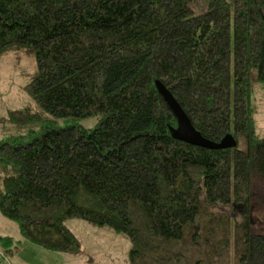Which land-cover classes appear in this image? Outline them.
<instances>
[{
  "label": "trees",
  "instance_id": "obj_1",
  "mask_svg": "<svg viewBox=\"0 0 264 264\" xmlns=\"http://www.w3.org/2000/svg\"><path fill=\"white\" fill-rule=\"evenodd\" d=\"M19 52L33 105L0 119V213L23 239L77 256L80 220L127 238L128 264H264V0H0V59ZM157 81L205 139L237 147L175 140Z\"/></svg>",
  "mask_w": 264,
  "mask_h": 264
},
{
  "label": "rangeland",
  "instance_id": "obj_2",
  "mask_svg": "<svg viewBox=\"0 0 264 264\" xmlns=\"http://www.w3.org/2000/svg\"><path fill=\"white\" fill-rule=\"evenodd\" d=\"M195 14L205 10V4L199 2L191 5ZM36 72L35 60L26 53H10L0 59V119L7 117L9 111L21 110L33 105L24 88ZM255 110V128L258 137H264V84H255L252 95ZM61 123V127H65ZM81 128L92 129L95 119L78 122ZM0 140L6 136L2 134ZM239 149L245 151L246 144L240 140ZM253 200V219L256 226L262 218L264 206V184L255 182ZM262 205V206H261ZM67 228L79 239L82 253L77 256L48 252L22 238L19 227L5 219L0 213V236L11 237L19 249H12L7 259L0 255V264H128L130 244L127 238L118 236L109 230H99L80 220H69ZM5 248L0 245V250ZM6 250V249H5ZM7 260V261H6Z\"/></svg>",
  "mask_w": 264,
  "mask_h": 264
},
{
  "label": "water",
  "instance_id": "obj_3",
  "mask_svg": "<svg viewBox=\"0 0 264 264\" xmlns=\"http://www.w3.org/2000/svg\"><path fill=\"white\" fill-rule=\"evenodd\" d=\"M156 87L177 119V129L171 130L175 140L209 150H225L237 147V142L232 135L226 136L220 143H213L205 139L201 133L194 128L192 122L172 93L158 81L156 82Z\"/></svg>",
  "mask_w": 264,
  "mask_h": 264
},
{
  "label": "built area",
  "instance_id": "obj_4",
  "mask_svg": "<svg viewBox=\"0 0 264 264\" xmlns=\"http://www.w3.org/2000/svg\"><path fill=\"white\" fill-rule=\"evenodd\" d=\"M0 255H1V257L3 258V259H5L4 257H3V254L0 252ZM7 261V260H6Z\"/></svg>",
  "mask_w": 264,
  "mask_h": 264
},
{
  "label": "crops",
  "instance_id": "obj_5",
  "mask_svg": "<svg viewBox=\"0 0 264 264\" xmlns=\"http://www.w3.org/2000/svg\"><path fill=\"white\" fill-rule=\"evenodd\" d=\"M5 237H8V236H5Z\"/></svg>",
  "mask_w": 264,
  "mask_h": 264
}]
</instances>
